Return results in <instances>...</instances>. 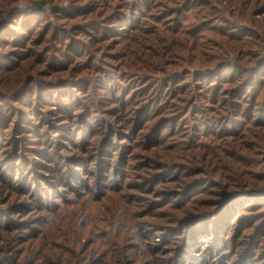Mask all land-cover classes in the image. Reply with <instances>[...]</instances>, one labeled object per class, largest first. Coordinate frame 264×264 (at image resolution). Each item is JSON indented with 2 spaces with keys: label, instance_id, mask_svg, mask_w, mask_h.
Instances as JSON below:
<instances>
[{
  "label": "rangeland",
  "instance_id": "374dc122",
  "mask_svg": "<svg viewBox=\"0 0 264 264\" xmlns=\"http://www.w3.org/2000/svg\"><path fill=\"white\" fill-rule=\"evenodd\" d=\"M0 264H264V0H0Z\"/></svg>",
  "mask_w": 264,
  "mask_h": 264
}]
</instances>
